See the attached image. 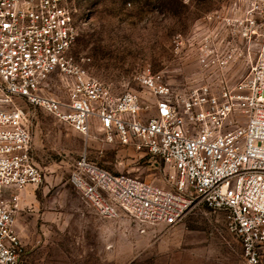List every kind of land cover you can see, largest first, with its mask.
I'll list each match as a JSON object with an SVG mask.
<instances>
[{
  "label": "built area",
  "instance_id": "1",
  "mask_svg": "<svg viewBox=\"0 0 264 264\" xmlns=\"http://www.w3.org/2000/svg\"><path fill=\"white\" fill-rule=\"evenodd\" d=\"M233 9L216 13L218 26L201 47L210 80L182 91L148 68L136 76L145 95L115 92L73 53L81 33L76 0H0V264H27L18 190L42 179L24 101L85 137L71 181L97 214L171 228L205 205L223 211L247 263H258L264 251V0ZM238 59L251 63L232 80L229 65ZM54 78L60 94L50 90ZM92 139L159 158L172 169L174 186L110 170L90 156Z\"/></svg>",
  "mask_w": 264,
  "mask_h": 264
},
{
  "label": "rangeland",
  "instance_id": "2",
  "mask_svg": "<svg viewBox=\"0 0 264 264\" xmlns=\"http://www.w3.org/2000/svg\"><path fill=\"white\" fill-rule=\"evenodd\" d=\"M245 1L76 0L81 33L73 53L117 93L137 89L147 95L136 76L148 68L188 91L210 80L199 57L218 26L216 13L235 14ZM250 63L231 62L228 78H240ZM60 83L51 80L50 90L62 93ZM23 104L33 158L42 169L39 183L18 190L16 219L27 264H248L221 210L195 206L171 228L138 224L126 214H97L71 181L85 137L53 113ZM88 150L112 171L174 186L171 168L133 146L92 139ZM257 264H264V251Z\"/></svg>",
  "mask_w": 264,
  "mask_h": 264
}]
</instances>
